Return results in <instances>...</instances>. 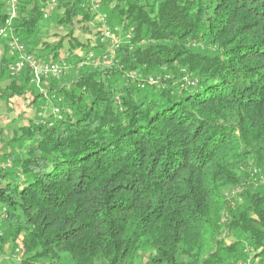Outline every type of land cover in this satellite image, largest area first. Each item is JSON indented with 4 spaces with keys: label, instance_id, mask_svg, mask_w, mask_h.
<instances>
[{
    "label": "trees",
    "instance_id": "obj_1",
    "mask_svg": "<svg viewBox=\"0 0 264 264\" xmlns=\"http://www.w3.org/2000/svg\"><path fill=\"white\" fill-rule=\"evenodd\" d=\"M87 1L18 0L27 52L72 64L47 95L0 42L2 99L48 108L5 143L0 251L23 254L0 264H264V0H99L122 40L105 71L77 67L107 47Z\"/></svg>",
    "mask_w": 264,
    "mask_h": 264
},
{
    "label": "built area",
    "instance_id": "obj_2",
    "mask_svg": "<svg viewBox=\"0 0 264 264\" xmlns=\"http://www.w3.org/2000/svg\"><path fill=\"white\" fill-rule=\"evenodd\" d=\"M6 5V16L2 25H0V42L5 41L7 43V47L9 48V52L11 55L16 54L17 58L12 66H10L11 74L19 73L24 68H29L31 77V82L36 86H40L43 77H52L59 78L68 73L72 64H70L67 60H64L62 57L57 59V61L53 60H39L33 54L27 52L26 47L20 41L19 37L13 33L12 25L15 18L18 15V0H3ZM57 0H47L46 7L43 10V17L48 18L56 8ZM88 9L93 12L96 16L97 22H100L97 33V42L96 44H107L105 51L98 57L95 56L93 51H89L85 57L77 63V67H83L85 65L92 66H100V61L105 59L106 57L113 56L114 49L121 46V30L118 27H113V29H109L106 25L107 16L105 13L101 12L100 7L101 3L99 0H88L87 1ZM148 82H152V78H147ZM143 84L140 82L138 86L143 87ZM47 95V94H46ZM53 97L57 100H60V97ZM59 106L52 107V114L54 117L59 118ZM53 124V121L49 123Z\"/></svg>",
    "mask_w": 264,
    "mask_h": 264
},
{
    "label": "rangeland",
    "instance_id": "obj_3",
    "mask_svg": "<svg viewBox=\"0 0 264 264\" xmlns=\"http://www.w3.org/2000/svg\"><path fill=\"white\" fill-rule=\"evenodd\" d=\"M65 34V30L59 29L57 27L49 28L48 34L47 36H45V39H47L48 41H54L56 40V36L60 37ZM2 53L3 51L0 48V56ZM98 67L104 69V71L107 68L113 69L114 67H116V59L112 57H106L105 59L100 61V66ZM70 71L71 69L66 75L56 79L58 80V85H68L69 83H71L72 74ZM127 74L129 76L128 78L132 81L143 79L144 77H152L150 75L142 77L134 72H128ZM49 81L50 80L45 81L43 86H41V84L40 86H37V89L40 90V93L43 96L46 95L48 91V87L46 84H48ZM8 82V80H1L0 88L4 87ZM151 83L156 84L157 80H154L152 77ZM47 109L48 108L42 106L37 109L35 107V104H33V97L30 94L15 96L14 98H10L7 102H5V100L2 99V96H0V168L6 169L7 167V162H5L4 155H6V151L8 150H6L5 148V143L10 141L13 136V132L21 126L29 127L31 121H37L36 118L41 117V115H44ZM20 246H13L10 243H6L2 247L3 249L0 251V261H11L19 263L21 255L23 254V248Z\"/></svg>",
    "mask_w": 264,
    "mask_h": 264
},
{
    "label": "crops",
    "instance_id": "obj_4",
    "mask_svg": "<svg viewBox=\"0 0 264 264\" xmlns=\"http://www.w3.org/2000/svg\"><path fill=\"white\" fill-rule=\"evenodd\" d=\"M0 48L2 51H4L3 45L0 43Z\"/></svg>",
    "mask_w": 264,
    "mask_h": 264
}]
</instances>
